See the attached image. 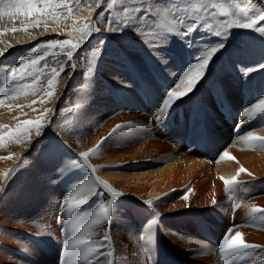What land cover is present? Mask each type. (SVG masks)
<instances>
[{
	"label": "bare ground",
	"instance_id": "1",
	"mask_svg": "<svg viewBox=\"0 0 264 264\" xmlns=\"http://www.w3.org/2000/svg\"><path fill=\"white\" fill-rule=\"evenodd\" d=\"M89 15L88 3H82L66 24L47 30L41 27L31 30V34L8 32L0 36L4 44L10 42L14 45L0 58V66L12 65L13 60L25 56L29 49L41 42L56 38L71 39L68 34L74 22L82 21ZM12 26L13 23L6 18L0 21V32ZM16 26L19 27L18 22ZM56 33L61 35L57 36ZM98 35L109 34L102 31ZM193 35L212 39L204 32ZM97 38L85 45L89 52ZM128 39H133L131 34ZM4 44H0V47ZM115 44L113 40L112 46L115 47ZM169 51H183L180 39L172 38ZM261 52H264V41L258 34L234 30L229 45L230 54L216 64L192 101L185 98V102H178L179 107L173 119L164 128L159 127L152 116L159 96L145 95L140 87V77L130 75L123 69H120L122 78L134 82L131 87L117 82L113 78L117 65L106 53L97 62L95 83L89 89L91 96L85 103L86 114L83 109L75 108L80 86L84 82V69L80 67V61H75L78 70L72 79L65 77L58 86V99L52 103H39L42 92L21 95L16 99L6 98L5 105L12 104L13 109L0 106V125L15 127L20 120L36 119L40 113L33 111V107L51 108L56 114L52 123L45 128L43 136L33 135L30 143L0 148V157L16 153L17 156L28 158L10 187L17 191L26 188L29 193L21 198L12 193L11 199L0 204V260L3 264H61L64 234L55 222V214L59 211L58 201L66 193L68 185L67 180L50 183L57 176L51 163L59 155L54 150V142L60 141L78 154L95 147L116 124L132 126L108 140L96 156L89 157V163L93 166L119 165L100 167L96 173L125 193L118 201L121 214L115 216L111 224L118 259H123L135 245L137 231L145 218L146 210L141 211L146 208L141 203L144 199L153 200L154 206L162 213L160 222L164 227L158 234V264H222L215 255L217 243L233 223L244 225L234 231L243 232L248 242L264 244V229L248 226L242 210H237L234 215L230 209L226 210L227 193L220 179L221 176L234 175L241 166L248 169L259 179L244 186L248 189L244 199L264 206V148H251L234 131V113L248 103L258 89L264 87V71L252 74L250 84H245L235 64L254 63L260 58ZM129 55L136 61L141 73L147 75L151 66L146 68L132 50H129ZM51 66L59 67L55 63ZM169 71H178V66L170 62ZM220 88L226 90L224 108H221L216 96V90ZM34 100L37 103L32 105ZM201 102L207 108V115L197 132L193 133L192 112ZM16 104L24 105L23 113L27 115L16 109ZM57 106H61L59 110ZM229 106L233 111L231 117L228 116ZM65 121L70 123L66 125ZM70 128L74 135H69ZM250 129L264 135V122L254 119L240 129V135ZM201 130L205 131L206 137H211L210 141L198 138ZM194 139H197L196 143H193ZM224 151L236 159L220 160L219 155ZM17 163L16 157L0 159V180L3 173ZM239 178L246 181L251 179L244 173ZM189 186L193 190L189 201L191 208L186 209L185 201L180 197ZM213 197L221 204L220 208L209 207ZM37 224L50 225V231L55 235L35 237V233L41 231ZM196 240L203 243L198 244ZM21 244L29 252H22ZM127 264L136 262L129 260Z\"/></svg>",
	"mask_w": 264,
	"mask_h": 264
},
{
	"label": "snow or ice",
	"instance_id": "2",
	"mask_svg": "<svg viewBox=\"0 0 264 264\" xmlns=\"http://www.w3.org/2000/svg\"><path fill=\"white\" fill-rule=\"evenodd\" d=\"M82 3H88L90 15L82 21L74 22L72 31L68 34L71 39L56 38L41 42L29 49L25 56L19 57L14 64L0 66V106L11 110L13 105H5L6 98L16 99L21 95H35L37 92L43 93L39 103H52L58 99V86L65 77L72 79L78 70L75 61H80V67L84 69V82L80 86L75 108L83 109L86 114L85 103L90 99L89 89L95 83L97 62L106 53L117 65V71L113 73L117 82L125 87H131L134 82L122 78L120 69H123L130 75L140 77V87L145 95L159 96L152 116L155 123L164 128L173 119L179 103L185 102V98L192 101L199 88L207 82L216 64L230 54L229 45L234 30L258 34L264 41V0H0V21L7 18L13 23L11 28L0 32V36L8 32L31 34V30L41 27L47 30L66 24ZM97 9L103 10L97 12ZM17 22L19 27L16 26ZM102 31L109 35H98ZM196 32L207 33L212 39H205L203 35L194 36ZM129 34L133 39H128ZM96 36V43L89 52L85 45ZM173 37L180 39L182 52L169 51ZM113 40L116 41L115 47L112 46ZM0 44L4 42L0 41ZM12 47L14 45L10 42L0 47V58ZM129 50L143 61L146 68L151 66L147 75L141 73L136 61L129 55ZM170 62L178 66V71H169ZM53 63L59 67L51 66ZM235 69L244 78V83L250 84L252 74L264 71V52H261L260 58L254 63L245 65L237 62ZM225 92L224 88L216 90L221 108L225 107ZM36 103L37 101H32V105ZM23 107L21 104L15 105L23 115H27L23 113ZM32 110L40 113L36 119L20 120L15 127L0 125V148L30 143L33 135H44V130L52 123L56 111L34 107ZM206 115V106L202 102L198 103L191 116L193 133L197 132ZM232 115L233 111L229 106L228 116ZM234 115V131L239 139L253 149L264 148V135L251 129L240 135V129L254 119L264 122V87L258 89ZM69 123L65 121L66 125ZM131 126L116 124L95 147L78 154L60 141L54 142V150L59 155L51 163L57 176L50 183L67 180L68 185L66 193L58 201L59 211L55 214V222L64 234L61 264H127L129 260H134L136 264H158V234L164 226L160 222L162 213L154 206V201H141L146 206L141 211L146 212L142 226L137 231L135 245L123 259H118L111 224L114 217L121 214L118 201L125 193L96 173L100 167L119 165L93 166L89 163V157L96 156L108 140ZM69 135H74L71 128ZM198 138L211 140L203 130L199 132ZM196 142L197 139H194L193 143ZM13 157H16L18 163L3 173L0 180V204L11 199L12 193L17 198L29 194L26 188L17 191L10 187L14 177L28 160L16 153L0 159ZM219 159L234 161L236 158L224 151ZM242 173L251 179H240ZM220 179L227 193L226 210L230 209L233 215L237 210H242L248 226L264 229V206L244 199L248 193L244 186L259 177L241 166L234 175L221 176ZM192 191L190 186L186 187L185 194L180 197L185 201L186 209L191 208L189 201ZM209 207L216 209L221 204L213 197ZM242 226L244 225L233 223L225 230L217 243L215 255L222 264H264V244L248 242L243 232L234 231ZM37 227L41 229L35 233L37 238L44 234L55 235L48 224H37ZM195 242L203 243L200 240ZM20 248L22 252H29L22 244ZM0 264H3L2 260Z\"/></svg>",
	"mask_w": 264,
	"mask_h": 264
},
{
	"label": "rangeland",
	"instance_id": "3",
	"mask_svg": "<svg viewBox=\"0 0 264 264\" xmlns=\"http://www.w3.org/2000/svg\"><path fill=\"white\" fill-rule=\"evenodd\" d=\"M17 61V59H15V61L13 60V64ZM84 71V70H83ZM61 106H57V110L60 109ZM59 108V109H58Z\"/></svg>",
	"mask_w": 264,
	"mask_h": 264
}]
</instances>
